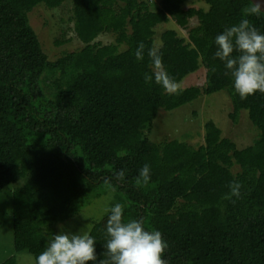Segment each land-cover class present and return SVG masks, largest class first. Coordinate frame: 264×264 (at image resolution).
<instances>
[{
	"label": "trees",
	"instance_id": "obj_1",
	"mask_svg": "<svg viewBox=\"0 0 264 264\" xmlns=\"http://www.w3.org/2000/svg\"><path fill=\"white\" fill-rule=\"evenodd\" d=\"M187 1L0 0V191L14 185L15 250L1 264H18L19 254L36 258L56 224L102 195H112L109 210L124 205L125 221L142 220L146 230L162 233L168 264H264V93L241 99L214 43L251 0H207L208 9L184 8ZM66 3L83 47L50 61L29 14ZM195 18L187 38L168 29L156 45L158 26L174 21L185 29ZM249 19L264 33V13ZM104 33L115 41L98 42ZM141 42L144 58L137 60ZM153 46L180 83L204 66V85L167 94L154 81L145 83ZM221 91L231 99L234 123L248 112L258 132L252 145L239 149L213 120L197 148L146 136L160 110ZM145 164L151 179L137 183ZM121 170L125 176L117 179ZM233 181L241 183V195L224 199ZM109 215L89 232L98 256L90 264L106 259Z\"/></svg>",
	"mask_w": 264,
	"mask_h": 264
},
{
	"label": "clouds",
	"instance_id": "obj_2",
	"mask_svg": "<svg viewBox=\"0 0 264 264\" xmlns=\"http://www.w3.org/2000/svg\"><path fill=\"white\" fill-rule=\"evenodd\" d=\"M264 13V0H251L242 9L241 19L215 36V57L224 63L225 75H231L235 91L241 99L256 92L264 93V33L251 22L249 17ZM162 47V45H161ZM145 45L141 42L135 52L137 60H143ZM236 53V55H234ZM147 55L152 72L144 74L145 83L153 81L167 94H179L182 84L169 75L164 67L160 48L153 46ZM215 72L216 69L212 68ZM125 171L116 174L122 179ZM151 179L148 164L139 171L137 183L147 184ZM104 184H110L108 178ZM230 192L224 199L239 198L241 183L229 184ZM234 202V201H233ZM108 237L105 248L106 259L98 264H168L164 255L169 247L158 230H146L142 220L124 219V205L116 203L110 209L106 223ZM98 260L95 238L89 232L70 233L61 230L52 235L47 247L35 258V264H90Z\"/></svg>",
	"mask_w": 264,
	"mask_h": 264
},
{
	"label": "rangeland",
	"instance_id": "obj_3",
	"mask_svg": "<svg viewBox=\"0 0 264 264\" xmlns=\"http://www.w3.org/2000/svg\"><path fill=\"white\" fill-rule=\"evenodd\" d=\"M160 3L161 0H152ZM197 7L208 9L207 0H188L184 8ZM72 13L70 4L66 3L60 8L48 9L46 6H38L29 14L30 24L39 37L43 50L50 61H56L65 52H73L83 47L73 29V21H70ZM198 24L197 19H191L188 28H181L170 21L157 27L155 41L160 45L161 33L168 29L175 30L178 34L187 38L188 30ZM57 40H68L60 46H56ZM102 44L115 41L113 33H104L97 39ZM123 48V47H122ZM125 48V47H124ZM206 69L202 66L197 72L187 76L182 82V89L190 86H202L205 83ZM233 111L231 99L227 92L221 91L211 95L202 96L199 99L177 108L173 111L160 110L154 125L146 136L156 143L163 141L179 140L187 142L197 148L205 143V124L213 120L221 130L223 138H229L236 143L239 149L252 145L258 132L249 120L248 112L242 111L238 122L234 123L230 118ZM234 173L240 171L235 166ZM14 185L10 184L0 191V264L15 255L13 233V198ZM112 195H102L92 198L84 204L80 212L69 220L56 224L51 230V236L58 234L61 227L70 233L90 232L94 221H101L109 213ZM49 239V240H50ZM18 264H35V258L28 254L17 255Z\"/></svg>",
	"mask_w": 264,
	"mask_h": 264
}]
</instances>
